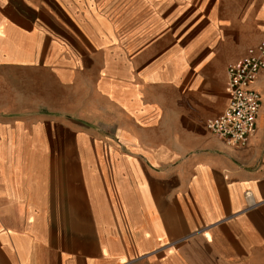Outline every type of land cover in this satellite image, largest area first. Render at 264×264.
<instances>
[{
	"label": "crops",
	"instance_id": "crops-1",
	"mask_svg": "<svg viewBox=\"0 0 264 264\" xmlns=\"http://www.w3.org/2000/svg\"><path fill=\"white\" fill-rule=\"evenodd\" d=\"M231 1L0 0V264H264V70L246 146L205 126L264 37ZM221 34L252 43L218 77Z\"/></svg>",
	"mask_w": 264,
	"mask_h": 264
},
{
	"label": "built area",
	"instance_id": "built-area-1",
	"mask_svg": "<svg viewBox=\"0 0 264 264\" xmlns=\"http://www.w3.org/2000/svg\"><path fill=\"white\" fill-rule=\"evenodd\" d=\"M263 70L264 39L227 67L228 104L221 113L210 117L205 126L232 147L246 146L255 133L262 98L253 83ZM247 195L250 197V192Z\"/></svg>",
	"mask_w": 264,
	"mask_h": 264
},
{
	"label": "rangeland",
	"instance_id": "rangeland-1",
	"mask_svg": "<svg viewBox=\"0 0 264 264\" xmlns=\"http://www.w3.org/2000/svg\"><path fill=\"white\" fill-rule=\"evenodd\" d=\"M263 0H232L230 3L226 5V14L230 16L231 18L236 17H244L246 14H249L250 16H253L256 14L261 7ZM118 18H116L117 27L119 29V42H123L125 39H121L120 34H126L124 31H121L122 27H125L127 24V20L125 19V9H121V5L119 3L118 5ZM264 6V5H262ZM193 8H189L188 10H182L179 12V9L176 11H172V14L169 16H172L174 18L171 19V25L170 30L173 31L176 30L177 32L182 33L183 38L180 42L181 48H182V55L185 57H189L190 61L189 63H193L194 55L189 51V47L191 46L187 41L195 34V31H192L188 33V29H190V23L192 21V17L194 15ZM187 33L186 35H184ZM123 35V37H124ZM216 37L215 35L213 36ZM246 38H249L248 35L245 36H239V35H224L221 34V37L218 38L220 41L219 43L215 44L213 46V50L211 53V57L214 60V66L210 69L217 75L218 77H221L224 73L226 66L231 61L237 59L238 57L243 54V52L246 49V46L250 45L252 42L247 41L243 43ZM217 39V37H216ZM264 39V37L262 38ZM243 43V44H241ZM245 46V47H244ZM244 47V48H243ZM183 57V58H184ZM202 56H199L198 58H201ZM212 64V63H211ZM104 68V67H103ZM76 93V92H75ZM215 106V104H214ZM214 106H212L214 108ZM215 115V113H211L210 116ZM209 117V116H208ZM206 124V122H205Z\"/></svg>",
	"mask_w": 264,
	"mask_h": 264
}]
</instances>
